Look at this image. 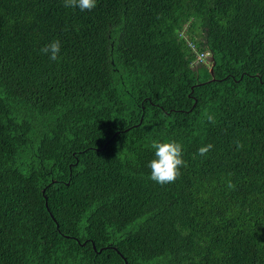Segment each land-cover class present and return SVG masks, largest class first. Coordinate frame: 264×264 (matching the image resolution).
Returning a JSON list of instances; mask_svg holds the SVG:
<instances>
[{
  "label": "trees",
  "instance_id": "trees-1",
  "mask_svg": "<svg viewBox=\"0 0 264 264\" xmlns=\"http://www.w3.org/2000/svg\"><path fill=\"white\" fill-rule=\"evenodd\" d=\"M96 4L0 0V264H264V0Z\"/></svg>",
  "mask_w": 264,
  "mask_h": 264
},
{
  "label": "clouds",
  "instance_id": "clouds-1",
  "mask_svg": "<svg viewBox=\"0 0 264 264\" xmlns=\"http://www.w3.org/2000/svg\"><path fill=\"white\" fill-rule=\"evenodd\" d=\"M63 4L66 8H78L81 12L91 11L97 6L96 0H63ZM40 51L47 55L51 61L57 62L61 58V43L59 40H53L41 48ZM208 120L214 122V117L209 115ZM237 146L240 147L241 145L238 144ZM213 147L212 144L201 146L197 154L206 156ZM151 148L154 150V158L148 164L150 169L148 178L160 185L174 183L181 175L180 169L186 166L181 143L175 140L167 142L153 140ZM228 187L231 189L235 185L229 181Z\"/></svg>",
  "mask_w": 264,
  "mask_h": 264
},
{
  "label": "rangeland",
  "instance_id": "rangeland-1",
  "mask_svg": "<svg viewBox=\"0 0 264 264\" xmlns=\"http://www.w3.org/2000/svg\"><path fill=\"white\" fill-rule=\"evenodd\" d=\"M210 60H211V59H209V60H208V63H207V67L209 68V70H211V66L209 65V64H210ZM124 264H127V263L124 262Z\"/></svg>",
  "mask_w": 264,
  "mask_h": 264
},
{
  "label": "built area",
  "instance_id": "built-area-1",
  "mask_svg": "<svg viewBox=\"0 0 264 264\" xmlns=\"http://www.w3.org/2000/svg\"><path fill=\"white\" fill-rule=\"evenodd\" d=\"M190 45V44H189ZM191 46V45H190ZM202 59V55H199V57L197 58V60H201Z\"/></svg>",
  "mask_w": 264,
  "mask_h": 264
},
{
  "label": "water",
  "instance_id": "water-1",
  "mask_svg": "<svg viewBox=\"0 0 264 264\" xmlns=\"http://www.w3.org/2000/svg\"><path fill=\"white\" fill-rule=\"evenodd\" d=\"M213 66H214V63H212L211 71H212Z\"/></svg>",
  "mask_w": 264,
  "mask_h": 264
}]
</instances>
